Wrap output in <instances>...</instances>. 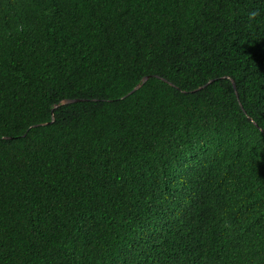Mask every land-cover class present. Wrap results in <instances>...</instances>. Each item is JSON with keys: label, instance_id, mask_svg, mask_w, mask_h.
Listing matches in <instances>:
<instances>
[{"label": "trees", "instance_id": "16d2710c", "mask_svg": "<svg viewBox=\"0 0 264 264\" xmlns=\"http://www.w3.org/2000/svg\"><path fill=\"white\" fill-rule=\"evenodd\" d=\"M0 264H264V0H0Z\"/></svg>", "mask_w": 264, "mask_h": 264}, {"label": "water", "instance_id": "95a60500", "mask_svg": "<svg viewBox=\"0 0 264 264\" xmlns=\"http://www.w3.org/2000/svg\"><path fill=\"white\" fill-rule=\"evenodd\" d=\"M146 80H147V77H145V78L143 79L142 82L144 83V82H146ZM232 84H233V88H234V90L236 91V88H235V85H234L233 81H232ZM139 87H140L139 85L136 86V87L132 90V92L136 91ZM132 92H131V93H132ZM72 102H74V101L67 100V101L64 102V104H66V103H72Z\"/></svg>", "mask_w": 264, "mask_h": 264}, {"label": "clouds", "instance_id": "9594fccd", "mask_svg": "<svg viewBox=\"0 0 264 264\" xmlns=\"http://www.w3.org/2000/svg\"><path fill=\"white\" fill-rule=\"evenodd\" d=\"M256 15H257L256 12H252V13H251V16H252V17H255Z\"/></svg>", "mask_w": 264, "mask_h": 264}]
</instances>
